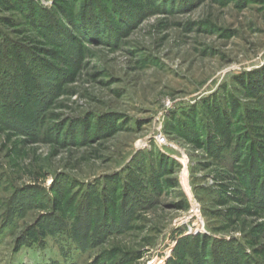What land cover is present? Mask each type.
Masks as SVG:
<instances>
[{
  "label": "rangeland",
  "instance_id": "obj_1",
  "mask_svg": "<svg viewBox=\"0 0 264 264\" xmlns=\"http://www.w3.org/2000/svg\"><path fill=\"white\" fill-rule=\"evenodd\" d=\"M0 264H264V0H0Z\"/></svg>",
  "mask_w": 264,
  "mask_h": 264
},
{
  "label": "built area",
  "instance_id": "obj_2",
  "mask_svg": "<svg viewBox=\"0 0 264 264\" xmlns=\"http://www.w3.org/2000/svg\"><path fill=\"white\" fill-rule=\"evenodd\" d=\"M159 138L161 139V141H165L164 139L162 140L161 136H159Z\"/></svg>",
  "mask_w": 264,
  "mask_h": 264
}]
</instances>
